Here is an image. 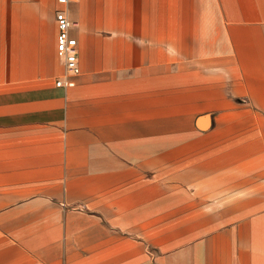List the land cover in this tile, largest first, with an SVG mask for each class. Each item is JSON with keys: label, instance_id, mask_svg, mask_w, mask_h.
<instances>
[{"label": "crops", "instance_id": "1", "mask_svg": "<svg viewBox=\"0 0 264 264\" xmlns=\"http://www.w3.org/2000/svg\"><path fill=\"white\" fill-rule=\"evenodd\" d=\"M57 7L0 74V264H264V0L72 1L79 74Z\"/></svg>", "mask_w": 264, "mask_h": 264}, {"label": "rangeland", "instance_id": "2", "mask_svg": "<svg viewBox=\"0 0 264 264\" xmlns=\"http://www.w3.org/2000/svg\"><path fill=\"white\" fill-rule=\"evenodd\" d=\"M56 0H0V74L16 76L18 56L37 29L46 54L51 53L50 26Z\"/></svg>", "mask_w": 264, "mask_h": 264}, {"label": "built area", "instance_id": "3", "mask_svg": "<svg viewBox=\"0 0 264 264\" xmlns=\"http://www.w3.org/2000/svg\"><path fill=\"white\" fill-rule=\"evenodd\" d=\"M72 1L75 0H56L58 4L55 12L58 26L57 51L58 55L64 60L66 71L70 74H79L78 41L71 35V28L74 22L68 17L65 8ZM62 83V80L57 81L58 85Z\"/></svg>", "mask_w": 264, "mask_h": 264}]
</instances>
